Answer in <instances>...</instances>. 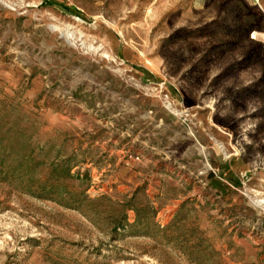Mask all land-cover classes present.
Returning <instances> with one entry per match:
<instances>
[{
    "label": "rangeland",
    "instance_id": "obj_1",
    "mask_svg": "<svg viewBox=\"0 0 264 264\" xmlns=\"http://www.w3.org/2000/svg\"><path fill=\"white\" fill-rule=\"evenodd\" d=\"M257 199L264 0H0V264H264Z\"/></svg>",
    "mask_w": 264,
    "mask_h": 264
},
{
    "label": "bare ground",
    "instance_id": "obj_2",
    "mask_svg": "<svg viewBox=\"0 0 264 264\" xmlns=\"http://www.w3.org/2000/svg\"><path fill=\"white\" fill-rule=\"evenodd\" d=\"M257 203H259L260 205H264V199H257Z\"/></svg>",
    "mask_w": 264,
    "mask_h": 264
},
{
    "label": "built area",
    "instance_id": "obj_3",
    "mask_svg": "<svg viewBox=\"0 0 264 264\" xmlns=\"http://www.w3.org/2000/svg\"><path fill=\"white\" fill-rule=\"evenodd\" d=\"M168 97V96H167Z\"/></svg>",
    "mask_w": 264,
    "mask_h": 264
}]
</instances>
